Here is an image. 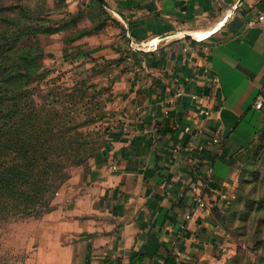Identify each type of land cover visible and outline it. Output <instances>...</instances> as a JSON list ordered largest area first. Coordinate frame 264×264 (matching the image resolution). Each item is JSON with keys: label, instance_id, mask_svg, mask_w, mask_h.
<instances>
[{"label": "crops", "instance_id": "obj_1", "mask_svg": "<svg viewBox=\"0 0 264 264\" xmlns=\"http://www.w3.org/2000/svg\"><path fill=\"white\" fill-rule=\"evenodd\" d=\"M104 1L115 24L72 44L75 59L123 58L116 122L51 211L20 222L24 264H224L234 250L212 208L226 209L241 151L264 126V22L247 23L264 0L233 12L238 0Z\"/></svg>", "mask_w": 264, "mask_h": 264}, {"label": "trees", "instance_id": "obj_2", "mask_svg": "<svg viewBox=\"0 0 264 264\" xmlns=\"http://www.w3.org/2000/svg\"><path fill=\"white\" fill-rule=\"evenodd\" d=\"M14 8L17 11L11 17L5 16L0 6L3 23L0 29V224L17 218L39 219L51 211L52 200L66 181L69 168L94 158L101 149L80 129V125L94 119L85 114L83 120L74 106L76 102L72 101L87 98L82 84L43 103L33 98V90L29 86L34 78L43 76L45 68L42 48L32 43V39L38 34H54L58 29L41 23L42 7L30 8L27 4H18ZM103 28L98 25L82 30L70 37L68 42ZM23 36L28 43L17 47ZM67 100L70 106L55 109L56 105ZM241 155L242 152L239 163L243 158ZM260 201L252 207L254 211L263 209L264 204L262 206ZM231 203L226 209L212 208L220 226H223L225 218L234 214L236 208H242L244 200L235 201L236 208L228 211ZM243 252L241 247H237L229 264H242L244 258V264H264L262 256L252 262L247 255L242 257ZM23 262L24 259L21 264ZM0 264H17V261L6 253H0Z\"/></svg>", "mask_w": 264, "mask_h": 264}, {"label": "rangeland", "instance_id": "obj_3", "mask_svg": "<svg viewBox=\"0 0 264 264\" xmlns=\"http://www.w3.org/2000/svg\"><path fill=\"white\" fill-rule=\"evenodd\" d=\"M18 4H27L30 8L42 7L41 23L44 26L53 25L58 29L54 34H38L32 39V43L42 48V64L45 68L43 76L34 78L29 86L33 90V98L43 103L82 84L87 91V98L84 100L75 98L72 101L76 102L74 106L83 120L85 114L94 117L90 123L80 125V129L87 134V139L93 144L101 146L98 151L100 154L106 147L113 124L116 122L118 103L113 92V79L119 73L118 66L122 64L123 58L119 57L120 63L117 64L116 59L100 60L89 55L78 56L79 58L75 59L74 56L79 55L77 49L80 48L82 52L81 47L68 42V39L82 30H90L98 25L103 27L108 24L114 25L115 20L110 16L107 7L98 0H0L5 16H14L17 11L14 7ZM97 12L94 20V14ZM2 26L0 18V29ZM26 43H28L26 36H23L17 47ZM69 100L56 105L55 109L62 110L70 106ZM257 134L249 147L246 146L241 151L243 158L238 164V178L231 193L235 198L230 200L232 203L228 211L236 208L237 200H244V204L242 208L238 207V210L236 208L232 216L225 218L223 226L221 225L226 239L234 250L224 264H229L237 247L244 250L245 254L243 252L242 257L247 255L252 262H255L259 255L264 258V207L262 210H253L257 201L261 200L262 206L264 204V126ZM91 159L82 165L88 164ZM73 167L77 166H72L69 170ZM26 220L27 218H17L0 224V253L8 254L12 260L17 261V264H21L23 259L25 261L26 253L17 243L20 222ZM244 260L246 259H242V264L246 262Z\"/></svg>", "mask_w": 264, "mask_h": 264}, {"label": "built area", "instance_id": "obj_4", "mask_svg": "<svg viewBox=\"0 0 264 264\" xmlns=\"http://www.w3.org/2000/svg\"><path fill=\"white\" fill-rule=\"evenodd\" d=\"M260 22H264V13L257 14L253 18L249 19L247 23H248V25H255V24L260 23ZM212 81L214 83H217L218 82V78L217 77H213ZM254 107L256 109H260V110L263 109L264 108V100L262 98L257 99L254 102ZM212 142L213 143H218L219 142V131L218 130L215 131V134H214V136L212 138ZM111 168L115 169L116 166L112 165ZM222 198H226V200H228V203H229L230 200L233 198V195L232 194H223ZM195 204L198 207H204L205 206V201L203 200L202 196H197L195 198ZM185 218L186 219H190L191 218L190 212H187L185 214Z\"/></svg>", "mask_w": 264, "mask_h": 264}, {"label": "water", "instance_id": "obj_5", "mask_svg": "<svg viewBox=\"0 0 264 264\" xmlns=\"http://www.w3.org/2000/svg\"><path fill=\"white\" fill-rule=\"evenodd\" d=\"M101 4H103L105 7L109 8V5L104 1V0H98ZM242 0H238L237 4L234 6V8L232 9V12L238 8L239 4L241 3ZM219 29V27L217 28H213L211 31L207 32L206 34H204L201 38H206L210 35H212L213 33H215L217 30Z\"/></svg>", "mask_w": 264, "mask_h": 264}]
</instances>
